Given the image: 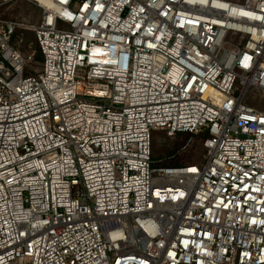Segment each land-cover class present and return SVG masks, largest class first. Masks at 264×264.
I'll list each match as a JSON object with an SVG mask.
<instances>
[{"label": "built area", "instance_id": "obj_1", "mask_svg": "<svg viewBox=\"0 0 264 264\" xmlns=\"http://www.w3.org/2000/svg\"><path fill=\"white\" fill-rule=\"evenodd\" d=\"M24 1L37 23L0 17V264H264V0ZM153 131L203 163L157 165Z\"/></svg>", "mask_w": 264, "mask_h": 264}, {"label": "rangeland", "instance_id": "obj_2", "mask_svg": "<svg viewBox=\"0 0 264 264\" xmlns=\"http://www.w3.org/2000/svg\"><path fill=\"white\" fill-rule=\"evenodd\" d=\"M40 11L31 3L24 0H16L0 7V17L5 20H13L18 24H35L38 21ZM13 43L20 49L27 60L25 74L39 72L42 68V60H38L40 54L35 34L33 31L18 27ZM249 106L264 111V97L260 94L249 92L246 94ZM193 138L191 144L184 148L189 138ZM153 158L159 160L157 165H188L200 166L203 163L204 148L202 139L188 133H177L169 136L163 131L152 133Z\"/></svg>", "mask_w": 264, "mask_h": 264}, {"label": "trees", "instance_id": "obj_3", "mask_svg": "<svg viewBox=\"0 0 264 264\" xmlns=\"http://www.w3.org/2000/svg\"><path fill=\"white\" fill-rule=\"evenodd\" d=\"M14 42H15V40H14ZM37 59L40 60V61L42 60V55H41V53L37 56Z\"/></svg>", "mask_w": 264, "mask_h": 264}]
</instances>
